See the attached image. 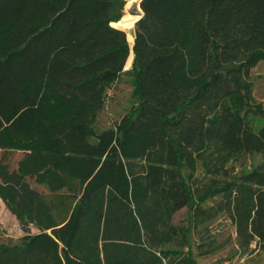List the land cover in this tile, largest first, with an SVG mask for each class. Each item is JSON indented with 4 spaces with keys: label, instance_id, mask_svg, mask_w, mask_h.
Listing matches in <instances>:
<instances>
[{
    "label": "trees",
    "instance_id": "16d2710c",
    "mask_svg": "<svg viewBox=\"0 0 264 264\" xmlns=\"http://www.w3.org/2000/svg\"><path fill=\"white\" fill-rule=\"evenodd\" d=\"M123 5L0 0V150L29 155L13 174L0 162V199L25 232L0 245V264H199L225 247L209 231L220 215L240 253L264 247L251 75L264 62V0H141L128 71L127 34L111 25ZM124 74L137 105L117 128L119 154L96 124Z\"/></svg>",
    "mask_w": 264,
    "mask_h": 264
},
{
    "label": "rangeland",
    "instance_id": "374dc122",
    "mask_svg": "<svg viewBox=\"0 0 264 264\" xmlns=\"http://www.w3.org/2000/svg\"><path fill=\"white\" fill-rule=\"evenodd\" d=\"M123 0V7L121 10V19L128 15L142 17V11L140 8L141 0ZM118 21V22H119ZM117 23V22H116ZM137 23V22H136ZM132 30L126 32L131 34L134 38L135 25ZM129 47L132 53V48L130 42ZM131 55V54H130ZM126 66H128V61ZM128 68H131L128 67ZM252 82L254 83V97L257 102L261 103L264 107V62H260L256 68L252 70ZM132 78L131 76L124 74L118 82H116L110 89L107 98L105 107L100 115V118L96 124V130L100 133L105 130L111 129L115 136L113 146L117 148L118 153L120 154V149L117 147L116 138L118 137L117 128L123 120V117L128 115L131 110L137 105V100L132 96ZM253 124H257V119H252ZM264 124V120L260 123V126ZM29 155L23 152H14V151H1L0 150V162L6 166L7 170L13 174L14 171L18 169V164L22 161L26 163L28 161ZM121 159L123 160L122 156ZM27 166V164H26ZM27 170L29 167L27 166ZM25 175V181H31V188L38 191V193H47L48 190L44 183H40L38 178L40 175H36L31 172ZM197 176L202 178L201 171L197 172ZM17 185V190L19 193L24 194L22 190L23 184ZM23 198L25 197L22 196ZM208 206H212L213 202H209ZM189 217L188 209L181 210L175 217L174 222L177 225L183 224L187 221ZM0 245L4 244L7 246H14L21 243L25 232L22 230L21 225L19 224L16 217L7 209L3 201L0 199ZM31 234L36 235L39 231L31 226ZM210 233L215 235L220 244L225 246L221 248L220 251L216 253L205 255V256H196V260L199 264H264V247L259 251L255 249V245L251 247L252 252L247 254H242L239 252L238 247L235 244L236 234L235 227L232 223L227 220L223 215H220L215 221L210 223ZM194 236V235H193ZM196 238L192 240V248L196 253Z\"/></svg>",
    "mask_w": 264,
    "mask_h": 264
},
{
    "label": "bare ground",
    "instance_id": "6f19581e",
    "mask_svg": "<svg viewBox=\"0 0 264 264\" xmlns=\"http://www.w3.org/2000/svg\"><path fill=\"white\" fill-rule=\"evenodd\" d=\"M140 19L139 16H132V15H126L124 16L121 21L117 22V23H112L111 25L115 28L121 29L123 31L129 32L130 30L133 29L134 24ZM128 41L130 42L131 46L133 45L134 42V38L131 34H128L127 37ZM132 59H133V53H131L129 59H128V66L130 67L131 63H132Z\"/></svg>",
    "mask_w": 264,
    "mask_h": 264
},
{
    "label": "water",
    "instance_id": "95a60500",
    "mask_svg": "<svg viewBox=\"0 0 264 264\" xmlns=\"http://www.w3.org/2000/svg\"><path fill=\"white\" fill-rule=\"evenodd\" d=\"M132 53H133V51H132ZM133 59H134V55H133ZM133 59H132V63H131V67H132V64H133ZM131 68H128L127 66L125 67V71H128V70H130Z\"/></svg>",
    "mask_w": 264,
    "mask_h": 264
},
{
    "label": "built area",
    "instance_id": "2783aa9c",
    "mask_svg": "<svg viewBox=\"0 0 264 264\" xmlns=\"http://www.w3.org/2000/svg\"><path fill=\"white\" fill-rule=\"evenodd\" d=\"M110 91V90H109ZM109 93V92H108ZM108 95V94H107ZM107 98V97H106ZM105 104H106V102H105Z\"/></svg>",
    "mask_w": 264,
    "mask_h": 264
}]
</instances>
